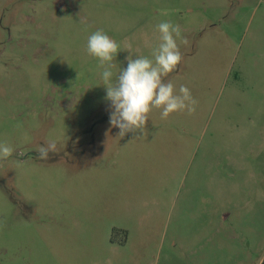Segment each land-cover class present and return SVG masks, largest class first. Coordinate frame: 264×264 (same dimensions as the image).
<instances>
[{"label":"rangeland","instance_id":"1","mask_svg":"<svg viewBox=\"0 0 264 264\" xmlns=\"http://www.w3.org/2000/svg\"><path fill=\"white\" fill-rule=\"evenodd\" d=\"M161 21L189 42L165 80L196 111L154 109L119 138L87 38L121 45L117 72L125 41L150 57ZM5 141L0 264H261L264 0H0Z\"/></svg>","mask_w":264,"mask_h":264},{"label":"clouds","instance_id":"2","mask_svg":"<svg viewBox=\"0 0 264 264\" xmlns=\"http://www.w3.org/2000/svg\"><path fill=\"white\" fill-rule=\"evenodd\" d=\"M156 31L159 33L158 43L153 45L146 41V46L151 48L150 57L137 55L133 59L132 44L124 42L123 50L130 55L126 57L127 67H120L117 72L113 69L117 67L115 60L121 45L102 29L87 38L86 52L98 61L106 88L105 99L111 103L109 122L111 127L119 129V138L128 133L139 138L137 134L144 132L149 114L154 109L160 110L161 119H167L173 113L191 115L196 111L198 101L191 90L185 85H180L177 90L172 82L165 80L183 60L177 40L183 45L189 42L181 36V27L171 21H161L156 25ZM15 151L6 141L0 142V161L9 159ZM58 151V142L49 139L37 149V157L47 160L49 153Z\"/></svg>","mask_w":264,"mask_h":264},{"label":"crops","instance_id":"3","mask_svg":"<svg viewBox=\"0 0 264 264\" xmlns=\"http://www.w3.org/2000/svg\"><path fill=\"white\" fill-rule=\"evenodd\" d=\"M119 244H122V242H118Z\"/></svg>","mask_w":264,"mask_h":264},{"label":"water","instance_id":"4","mask_svg":"<svg viewBox=\"0 0 264 264\" xmlns=\"http://www.w3.org/2000/svg\"><path fill=\"white\" fill-rule=\"evenodd\" d=\"M261 264H264V262H262Z\"/></svg>","mask_w":264,"mask_h":264}]
</instances>
